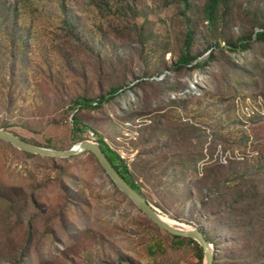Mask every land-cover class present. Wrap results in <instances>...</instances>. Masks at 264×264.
<instances>
[{
  "label": "rangeland",
  "instance_id": "rangeland-1",
  "mask_svg": "<svg viewBox=\"0 0 264 264\" xmlns=\"http://www.w3.org/2000/svg\"><path fill=\"white\" fill-rule=\"evenodd\" d=\"M190 1L199 59L216 39L224 45L225 36L237 39L264 22V0H231L214 29L203 17L206 0ZM65 2L0 0V127L44 147L68 149L95 131L117 154L137 150L129 168L144 197L163 216L200 228L215 264L249 263L237 257L251 254L246 232L199 205L197 182L210 160L228 156L229 165L242 155L255 168L264 156V71L253 67L264 43L228 52L251 67L238 80L220 54L205 69H180L181 3ZM140 79L147 83L133 88ZM74 115L86 126L76 130ZM172 121L183 135L168 129ZM188 121L198 128L192 135ZM214 130L228 142H215ZM132 262L205 264L194 244L180 245L139 209L92 153L46 156L0 139V264Z\"/></svg>",
  "mask_w": 264,
  "mask_h": 264
},
{
  "label": "trees",
  "instance_id": "trees-1",
  "mask_svg": "<svg viewBox=\"0 0 264 264\" xmlns=\"http://www.w3.org/2000/svg\"><path fill=\"white\" fill-rule=\"evenodd\" d=\"M182 4V13L186 21V38L184 41V47L178 56L175 65L178 68H188L189 70L194 69H205L208 65L216 62L218 59V54L227 58L228 69L232 71L233 75L238 80L240 75H248L251 73V67H248L249 62H241L235 58H232L228 52H235L237 50H250L256 43H264V22H262L259 27L260 30L246 32L241 34L237 39L233 37H224L222 41L225 42L223 45L220 39L215 40V49H211L208 46L206 49L209 53L203 56L202 52L193 53L192 47L196 38L195 28L192 24V18L189 15V10L191 8L190 0H175ZM231 0H206V5L203 11V17L205 21H208L211 28H216L221 19L226 17V8H228V3ZM65 0H62V6H65ZM226 29L225 26L223 30ZM258 59V58H257ZM257 69H263L264 71V58L258 59V64L253 66ZM15 72V70H14ZM17 74H15V78ZM143 83H147V80L140 79L132 87L141 86ZM111 98V97H110ZM100 99V98H99ZM183 101L180 98L177 102ZM81 106L84 105L81 100H76ZM98 101L88 102L86 105H96ZM74 126L76 130H79V125L82 128L85 127L79 118L75 115L73 116ZM187 128L190 135L195 133L198 129L195 124L188 121ZM168 129L174 130L175 134L183 135L186 129L179 125L176 121H172ZM212 130V129H211ZM95 132V131H93ZM97 141L101 144L103 150L106 152L110 161L114 164L115 168L121 173V175L143 196V191L141 185L134 179L129 166L121 159L120 155L117 154L105 141L104 137L97 133ZM208 137V134H204ZM210 137H214L215 142H228L223 134L217 132V130L209 133ZM248 134H244L239 144L246 143L248 139ZM245 145V144H244ZM92 153V152H90ZM93 154V153H92ZM94 155V154H93ZM95 156V155H94ZM201 155H192L190 158V163H198ZM245 159V158H244ZM242 159L230 160V164H220L217 162L205 163L203 174L200 181L197 182V188L199 190V205L203 208L210 210L211 215L220 217L219 221L225 219L226 227L233 231L235 229H243L245 236H242L246 243L247 248H250L251 254L242 253L237 257L244 259L246 261L254 262L259 264L264 262V156L261 157L259 165L257 167H250L248 165L242 164L240 162ZM243 162L246 160H242ZM229 162V161H228ZM239 162V163H236ZM190 194L193 193L192 190L188 191ZM261 234V237L257 240H253L255 234ZM176 241L183 245L184 243L194 244L199 252V257L201 261H204L203 249L200 244L193 238L184 237L180 235H173ZM210 240V239H209ZM243 241V240H242ZM212 242V240H211ZM250 262L247 264H250ZM132 264H135L132 262Z\"/></svg>",
  "mask_w": 264,
  "mask_h": 264
},
{
  "label": "water",
  "instance_id": "water-1",
  "mask_svg": "<svg viewBox=\"0 0 264 264\" xmlns=\"http://www.w3.org/2000/svg\"><path fill=\"white\" fill-rule=\"evenodd\" d=\"M0 139L9 142L24 151L53 157H71L86 151L92 152L114 184L123 193H125L152 221H154L160 228L173 235H180L196 240L203 249L205 264H215L213 245L206 237L205 233L198 227L192 226V228L186 229L182 226L166 222L162 218L159 209H157L147 198L137 191L115 168L114 164L110 161L99 142L84 139L68 149H56L29 143L1 127Z\"/></svg>",
  "mask_w": 264,
  "mask_h": 264
},
{
  "label": "built area",
  "instance_id": "built-area-1",
  "mask_svg": "<svg viewBox=\"0 0 264 264\" xmlns=\"http://www.w3.org/2000/svg\"><path fill=\"white\" fill-rule=\"evenodd\" d=\"M125 124H126L125 126H127V127L133 125L131 122H126ZM126 135H129V132H126ZM89 140L97 142V138H96L94 132L90 133V139ZM136 153H137V150L132 151L131 153H128V154L123 152L119 155H120L121 159H123L125 161V163L128 166H130L131 161H133L136 157ZM227 157L228 156H226L225 158L222 159V163H228L229 160ZM237 158L238 159H244V157L242 155H238Z\"/></svg>",
  "mask_w": 264,
  "mask_h": 264
},
{
  "label": "bare ground",
  "instance_id": "bare-ground-1",
  "mask_svg": "<svg viewBox=\"0 0 264 264\" xmlns=\"http://www.w3.org/2000/svg\"><path fill=\"white\" fill-rule=\"evenodd\" d=\"M160 214H161V213H160ZM161 216H162V218H163L166 222H168V223H170V224H173V225H179V226H182V227H184V228H186V229H188V228H192V225H189V224H187V223H184V222H181V221H178V220L172 219V218L165 217V216H163L162 214H161Z\"/></svg>",
  "mask_w": 264,
  "mask_h": 264
}]
</instances>
